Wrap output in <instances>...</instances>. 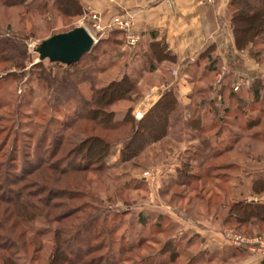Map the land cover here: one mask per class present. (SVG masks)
I'll return each instance as SVG.
<instances>
[{"label": "rangeland", "instance_id": "1", "mask_svg": "<svg viewBox=\"0 0 264 264\" xmlns=\"http://www.w3.org/2000/svg\"><path fill=\"white\" fill-rule=\"evenodd\" d=\"M53 3L0 2V214L10 211L5 205L17 200V190L30 195L18 199L15 229L14 217L0 221L6 229L0 243L12 253L21 248L22 234L38 249L32 260L33 248L27 249L25 264H47L55 233L68 242L78 228L95 222L92 236L80 228L82 242L73 246L87 253L88 264H241L250 258L259 263L264 245L249 251L232 240L264 238V225L239 230L227 216L234 202H251L245 178L264 172V34L254 47L238 50L233 44L222 61L214 51L200 56L186 75L170 62L149 74L139 43L125 51L122 44L104 43L92 63L79 66L83 83L76 87L75 70L69 76L66 66L41 61L38 50L52 35L81 27L86 8H92L84 5L81 16L65 19ZM110 31L101 40L115 38ZM124 73L143 95L136 91L129 96L133 103L107 108L116 121L129 107L133 120L141 121L166 92L175 107L167 138L123 160L130 127L99 132L93 121L75 120L80 95L88 97L90 87L100 89ZM151 91L162 94L137 120L136 109ZM70 121L71 128L59 130ZM92 134L109 142L100 162L90 153L93 143H86ZM36 158H42V169Z\"/></svg>", "mask_w": 264, "mask_h": 264}, {"label": "trees", "instance_id": "2", "mask_svg": "<svg viewBox=\"0 0 264 264\" xmlns=\"http://www.w3.org/2000/svg\"><path fill=\"white\" fill-rule=\"evenodd\" d=\"M14 1L16 7L21 5L23 0H0V2L4 4H9L10 2L14 3ZM53 2L52 8L65 19L77 18L81 16L85 10L84 4H82L79 0H53ZM227 18L230 24V30L233 36L235 47L238 50L246 49L248 46L254 47L256 40L262 34H264V0H231L228 5ZM69 30L61 33H65ZM110 34H114L115 38H103L96 46L91 49L90 52L83 55L76 64L70 66L61 63L54 64L66 66L65 68L68 70L67 72L69 76L72 74L73 70H75L76 75L73 76L74 79L69 80H72V82L77 85L76 87H78L79 84L83 83H80L77 75L78 73L82 72H79V66L84 62L85 64L92 63V55H100L101 53V44L105 43L107 48H112L113 45H116V47L121 46V34L114 30H111L109 32V35ZM213 48V45L207 47L205 52L202 53L201 57L203 55L210 54V52L213 51ZM139 49V56L142 58L145 64H148L149 70L147 69V71L149 74L154 73L158 69V65L161 62H170L172 64L176 63V57L167 50V45L162 40H154L146 43V45H140ZM249 55L252 59H256L251 51H249ZM37 66H40V63ZM189 67L193 68L194 65L188 64L186 69ZM186 69H184L185 72H188ZM137 87L138 84L133 82L126 73H124L118 80H113L108 85L100 89L90 87V94L88 97H83L80 95L82 100L81 106L78 109V113H76L77 117L75 122L86 120L93 121L95 124L92 125V129L99 130V132H107L111 130H118L120 128L123 129L124 127H130L131 134L126 138L127 141L124 143L121 152L123 160L124 157L127 159L138 158L140 154L144 153L146 149L148 150L151 147L150 144L155 145L156 143L167 138L170 129L169 114L172 113L175 107L173 97L171 96L170 92H166L141 121L135 122L133 120L131 116V107L127 109L121 121H116V113L113 111H107V108L119 102L133 103L131 100H129L130 94L137 91L138 96H141V94L143 95L141 89H137ZM199 121V119H195V122ZM73 122L74 121L67 122V124L62 126L59 130L65 132L67 129L72 127ZM62 140L60 139L59 143H57L58 147H61ZM86 143H88L89 146L91 143H93V145L91 144L89 147V150L96 162H100V159H103L106 156L104 152L109 147V142L102 138V136L92 134L90 137H88ZM36 159V161L40 160V165H37V169H42L44 165L42 158ZM54 166L55 165H53L51 169H55ZM76 169L77 168L74 170ZM65 171L68 170L64 169L60 172ZM251 177V192L253 194H261L264 192V176H262V173H258V175ZM17 181H19V179H17ZM14 185L15 187L17 186L15 183ZM27 196L30 195L23 193L21 189L17 190V200H10V204L5 205L7 208H10V211H4L3 216L0 214V221L8 223L10 219L12 220L14 217L11 227L15 229V227L18 226L17 221L15 220V207L19 206V198H26ZM2 198L3 197L0 195V202ZM227 220H229L228 222L235 225L239 230L245 226H249L250 229L253 227L259 230L261 229V226L264 225V203L253 201L246 202L245 200L238 201L236 203L234 202L229 210ZM94 223L95 222L87 223L80 227L81 232H87L89 236H92V226ZM80 228L77 229L76 234H74V236L68 242L64 241L61 243L60 239L58 238L59 233H55L56 242L47 257V264H88L84 262L83 259L84 255H87V253H81L77 249L74 250L73 247L77 242H82V240L78 238L80 234ZM4 230L6 229L4 226H2L0 231ZM100 235L103 236V234ZM21 238L23 239L22 244L20 245L21 248H17V250L12 253L9 251L10 249L7 248L5 243H0V264H25L24 258L27 257L26 252L28 248H33L31 260L35 258L38 249L34 247V243H32L31 239L29 238L24 240L22 234ZM62 244H66L65 247H63ZM238 251L239 253H245L242 249H238ZM261 264H264V259H262Z\"/></svg>", "mask_w": 264, "mask_h": 264}, {"label": "crops", "instance_id": "3", "mask_svg": "<svg viewBox=\"0 0 264 264\" xmlns=\"http://www.w3.org/2000/svg\"><path fill=\"white\" fill-rule=\"evenodd\" d=\"M230 1L213 0L212 3H207L205 0H170V4H167L163 0H82V3L101 13L106 19L112 15L127 13L134 20L133 30L140 36L139 44L162 40L167 45V50L176 57L174 65L184 70L188 64L193 65L209 46L215 47L214 54L221 61L228 48L234 51L233 37L226 21ZM183 72L185 75L188 73L185 70ZM190 77L193 79V76ZM151 93L152 96L145 101L148 104L143 102L141 106H151L162 91ZM246 181L249 183L248 193L244 192L247 200L264 203V192L253 194L250 186L252 180L246 177L243 182ZM219 242L227 244L224 238ZM258 257L259 263L254 260L256 258H250L241 264H261V258L264 257Z\"/></svg>", "mask_w": 264, "mask_h": 264}, {"label": "built area", "instance_id": "4", "mask_svg": "<svg viewBox=\"0 0 264 264\" xmlns=\"http://www.w3.org/2000/svg\"><path fill=\"white\" fill-rule=\"evenodd\" d=\"M109 1H113V0H109ZM163 1L166 2L167 4H170V0H163ZM205 1L207 3H212L213 0H205ZM79 23L80 26L87 31V33L91 36V38L95 42L97 40L100 41L107 30L118 31L123 38L122 40L123 51L127 49H131L132 47L136 46L140 41V36L137 35L133 30L134 20L127 13L117 14L110 17L109 19H106L105 17L102 16L101 13L94 11L90 8H86L85 15L82 17ZM237 90H238V86H235L234 91ZM145 103L148 104V102ZM145 109L146 107L141 106L139 109L136 110L135 118L137 120L142 119L145 113ZM232 243L236 246L245 245V247L249 251H252L253 248H251V246L253 244L264 245V238L258 237L248 240L242 237L235 236L233 237Z\"/></svg>", "mask_w": 264, "mask_h": 264}, {"label": "water", "instance_id": "5", "mask_svg": "<svg viewBox=\"0 0 264 264\" xmlns=\"http://www.w3.org/2000/svg\"><path fill=\"white\" fill-rule=\"evenodd\" d=\"M98 43L99 40L93 41L84 28L77 27L65 33L52 35L42 42L38 53L41 61L48 59L53 63L70 66L76 64Z\"/></svg>", "mask_w": 264, "mask_h": 264}]
</instances>
